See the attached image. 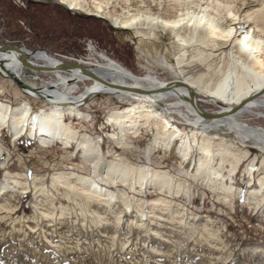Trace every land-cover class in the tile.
<instances>
[{"label": "rangeland", "instance_id": "obj_1", "mask_svg": "<svg viewBox=\"0 0 264 264\" xmlns=\"http://www.w3.org/2000/svg\"><path fill=\"white\" fill-rule=\"evenodd\" d=\"M176 1L177 3L168 4L167 0H154L149 4L147 0H123L116 12L123 15H196L201 14L199 10L205 6L209 16H213L219 23L222 21L223 24H229L231 15L227 14L226 6H229L231 14L237 16L239 1L247 0ZM257 3L259 2L256 0ZM239 25L240 18H237L230 24L236 31L229 42L213 53L229 51ZM258 35L264 39V34L257 33ZM9 43L36 51L33 60L47 67L61 62L74 66L72 70L78 71V66L61 61L75 58L93 71L105 61L102 58V55H105L136 76L150 73L163 82L178 80L172 71L165 69L158 62L160 56H166L173 62V49L166 30L141 26L132 29L117 27L108 18L69 9L58 0H0V45ZM39 50L46 53L38 52ZM6 58L8 61H17L9 55ZM223 58L224 61L227 59L225 56ZM18 65L19 81L35 88H52L58 74L66 77L79 75L65 69L39 71L23 69L19 62ZM236 70L240 73L242 71ZM74 82L72 79L68 81L69 85ZM92 83L90 78L77 81L71 95L78 96ZM22 89L12 77L0 71V101L15 107L26 101L30 104L32 112L51 107L42 97L30 96ZM117 95L119 94L95 92L75 106L81 112L80 116L65 113L63 122L79 135L85 134L92 140H100L104 164L105 161L123 163L135 172L148 168L167 175L176 183L181 182L184 189L178 191L175 188H161L152 184L144 188L135 179L130 188L119 179L112 184L104 178L99 181L102 186L112 190L122 188L129 197L132 196L134 203L130 208L118 197L115 203H111L116 204V208L111 209L112 212L109 210L104 213L101 209H96V213L92 214L88 211L87 218L91 219L89 215L95 217L97 214L102 223L97 224L88 219L81 221L84 217L78 215L77 211L70 217H59V212L50 202L59 201L58 205L64 206L69 204L70 198L65 188L51 187L52 176L57 172L69 171L92 176V162L83 157V149L76 145L75 141L69 144L56 140L45 143L38 137H30L27 134L16 137L8 125L0 124V148L3 150L0 155V183L5 181V178L9 181L18 179L21 182L43 183L51 189L52 196L39 211L55 216L52 219L54 221L47 224L48 228L52 229L51 232L45 230L43 218L29 221L23 219L22 216L33 214V189L30 188L26 192L21 189H8L2 193L0 188V194H3L2 202L13 208L5 206L0 209V264H198L199 261H206L208 264H232V259H226L227 253L220 243L239 259L240 264H263L257 260L252 249L258 246L264 252V189L263 196H253L249 193L253 189H259L256 176L263 168L259 162L252 172L253 181L249 186L242 181L248 159L238 163L236 171L232 174L231 190L222 189L220 182L212 184L201 178H194L188 175V171H195L197 159L202 155L201 151L194 146L190 156L185 159L180 155L179 142L176 140L169 149L158 146L149 152V144L156 133L153 125H140L138 132L134 134L127 128H121V123L108 119L109 113L134 102L133 98ZM195 95L200 100V106L206 111L219 110V106L209 102L205 95L199 92ZM176 100L177 98L172 96L164 102ZM179 108L190 120L194 118L183 106ZM252 110L253 112L238 114L236 121L264 128V108L254 105ZM171 116L170 122L183 133L192 131L187 130L188 125L183 116L178 113H172ZM202 121L205 124L204 133L223 137L227 142L247 149L252 155H264V147H260L253 139H239L225 125L211 127L212 122L209 119ZM197 142L203 143L204 139L198 136ZM218 162L214 161L215 167ZM229 170V164L224 163L221 170L223 176H228ZM224 184L228 185V181ZM157 197L164 198V201L148 204L145 210L146 215L154 214L158 219L152 223L148 222V228L139 232L136 229V225L140 223L137 209L141 207V201L149 202ZM176 205L190 209L200 216V220L196 222L190 219L188 215L175 209ZM170 213L176 217H170ZM17 217H21V222L12 221ZM66 220L73 224H66ZM164 239L166 244H163ZM152 248L160 251L153 252ZM97 254H101L100 258Z\"/></svg>", "mask_w": 264, "mask_h": 264}, {"label": "bare ground", "instance_id": "obj_2", "mask_svg": "<svg viewBox=\"0 0 264 264\" xmlns=\"http://www.w3.org/2000/svg\"><path fill=\"white\" fill-rule=\"evenodd\" d=\"M58 1L69 9L108 18L117 27L132 29L141 26L166 30L173 49V62H170L166 56L158 57V62L165 69L172 71L176 75L175 77L178 78L176 81L167 83L160 81L150 73L139 77L111 58L102 55L105 61L103 60L104 62L101 66L93 70V72L114 85H107L97 79H91L93 83L90 86L78 96H72L71 91L75 88L77 81L89 78L82 73L80 68L78 71H73L74 66L60 63L63 66L62 69L68 70L71 73L76 72L79 75L66 77L58 74L57 80L52 83V88L41 87L36 88L35 91L28 88L22 89L30 96L37 95L43 97L51 105L49 109L32 112L30 104L26 101H23L21 105L19 104L16 107L0 101V124L8 125L14 131L16 137L21 134H27L30 137L36 136L41 142L45 143L56 140L69 144L75 141L76 145L82 147L83 157L92 162V176H83L71 171L57 172L52 176L51 187L56 189L65 188V192L70 198L69 204H64V206H59V201L57 203L54 201L50 202V205L59 212V217H70L71 214L77 211L78 215L84 217L81 221L88 219L97 224L102 223L97 214L95 217L89 215L91 219L87 218L88 211L92 214L96 213L95 211L99 209L104 213L109 210L111 211V209L116 208V204L111 205V203H115L118 197L122 198L121 200L127 208H130L132 203H134L132 196L129 197L122 188L112 190L109 189L110 187L102 186L99 181L104 178L112 184H115V181L119 179V181L121 180L124 184L129 185L130 188H132V182L135 179L144 188L152 184L161 188L164 186L175 188L178 191L184 189V185L181 182L176 183L167 175L151 171L148 168L135 172L123 163L105 161L104 164L100 140H92V138L85 134L79 135L76 131L65 125L63 122L64 114H76L80 116L81 112L75 106H78L85 98L95 92L111 95L118 93L119 95L117 96L123 95L134 99V102L123 109L109 113L108 119L121 123V128H127V130L134 134L138 132L140 125H153L156 128V133L149 144V152L152 148L158 146L169 149L178 140L180 155L186 159L190 156L191 149L196 146L202 155L197 159L195 171H188V175L194 178H201L203 181L212 184L220 182L222 189L230 188L229 190H231L233 182L232 174L236 171L238 163L243 159H248L242 181L246 186H249L253 181L252 172L255 170L257 162H259V165L263 167L256 176L259 189H253L249 193H252L251 195L253 196L254 194L262 195V190L264 189V155H252L247 149L227 142L223 137L216 134L208 135L204 133L205 124L202 121L203 118L194 114L192 108L198 103L195 95L197 92L205 95L209 102L218 105L219 111H226L232 107L240 106V109L236 112L209 119L212 122L211 127L225 125L239 139L251 138L260 147H264V128L240 124L236 121L238 114L253 112L252 107L254 105L257 108H264V39L259 37L260 34L257 36V33L264 34V0H257L259 2L257 4L256 0L239 1L237 16L231 14L229 6H226L228 10L227 14L231 15L229 24H223L222 21L220 23L217 22V20L212 18L213 16L211 17L206 13L205 6L199 10L201 14L196 13V15H184L183 13L164 16L152 13H128L127 15H123L120 12H116L117 8L123 4V0ZM147 1L149 4L154 2V0ZM167 1L168 4L177 3L176 0ZM232 1L238 2V0ZM237 18H240L241 25L238 27L237 35L229 51L218 54L213 53L214 50L223 47L229 42L234 31H236L230 24H233ZM6 54L12 56L17 61H8ZM224 56L227 58L225 61ZM18 62L22 64L24 58L13 52L0 53V71L12 78L20 77ZM236 69H242L241 73ZM71 79L75 82L69 85L68 81ZM56 88H59V90ZM172 96L173 98L176 97L177 100L168 103L164 102ZM179 106H183L187 113L194 116V118L190 120L188 115L183 113ZM172 113H178L183 116L185 123L188 125L187 130L192 129V131L183 133L178 127L174 126L170 122ZM198 136L204 139L203 143L198 144ZM2 153L3 150L0 148V155ZM215 160L219 161L217 167L214 166ZM224 163H228L230 166L228 176H223L221 172ZM226 180L228 181V185L224 184ZM0 188L2 193L8 189L10 191L21 189V191L26 192L32 188L33 214L24 215L22 218L28 221L29 219H38V217L43 218L44 225L46 224L45 230L51 232L52 229L50 230L47 224L54 221L52 219L55 216L49 212L39 211L51 199V189H48L43 183L34 181L30 183L21 182L18 179L9 181L7 178L0 183ZM2 196L3 194H0V209L5 206L13 209L12 206L2 202ZM102 201H104V205L101 204ZM162 201H164L162 197L153 198L149 202L141 201V207L137 209L140 223L136 225V229L139 232L143 231L144 228H148V222L152 223L158 219L154 214L146 215L145 207L148 204ZM175 209L188 215L190 219H194L196 222L200 220V216L188 208L176 205ZM170 217L176 216L170 213ZM21 220V217H17L12 221L21 222ZM66 221V224L71 222L70 220ZM71 223L73 224V222ZM162 241L164 244L165 239ZM220 245L227 253L226 259H232V264H240L239 259L232 255L226 246L221 243ZM106 246L108 248V245ZM151 250L156 252L157 249L152 248ZM252 252L257 257V260L262 261L264 264L263 249L255 246ZM100 255L98 258H100ZM203 258L205 260V257ZM200 263L208 264L206 261H199L198 264Z\"/></svg>", "mask_w": 264, "mask_h": 264}, {"label": "water", "instance_id": "obj_3", "mask_svg": "<svg viewBox=\"0 0 264 264\" xmlns=\"http://www.w3.org/2000/svg\"><path fill=\"white\" fill-rule=\"evenodd\" d=\"M40 51H42V50H39L38 52H40ZM2 52H13V53H16V54L22 56L24 58V60H25V62H23L21 64L23 69H31V70H39V71H50V70L53 71V70H57V69L59 70V69L63 68V66L60 65L61 62H59L58 64H56V65H54L52 67H47V66L41 64L40 62L34 61L33 57H34V54L36 53V51L26 50L24 47H22L21 45H18V44H13V43L1 44L0 45V53H2ZM42 52H45V51H42ZM61 61H66L70 65L78 66L82 70V73L87 78L97 79V80L102 81L103 83H105L107 85H114L113 83L108 82V81L102 79L101 77L97 76L92 71L91 68L85 66L84 63L81 60H79V59L68 58V59H62ZM12 79L14 81H16L20 85V87H22V88H28V89H31L33 91H35V89H36L35 87H32V86H30V85H28L26 83L20 82L19 81L20 77H18L17 79L16 78H12ZM199 101L200 100L197 98V102L198 103L195 106H193L192 112L194 114L200 116L203 119L218 118V117H220L222 115H228L227 113H233V112H236V111H238L240 109V106H235V107H232V108H230V109H228L226 111H219L218 110V111L208 112V111H206L205 109H203L200 106V104H199L200 102Z\"/></svg>", "mask_w": 264, "mask_h": 264}]
</instances>
